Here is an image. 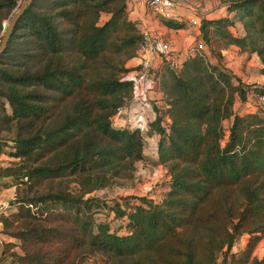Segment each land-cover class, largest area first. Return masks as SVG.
Segmentation results:
<instances>
[{
    "label": "trees",
    "instance_id": "1",
    "mask_svg": "<svg viewBox=\"0 0 264 264\" xmlns=\"http://www.w3.org/2000/svg\"><path fill=\"white\" fill-rule=\"evenodd\" d=\"M223 2L225 15L200 19L207 49L221 36L264 65V0ZM17 6L0 0V30ZM102 12L109 15L100 22ZM141 40L126 0H29L17 18L0 53V97L9 106L0 121L13 126L8 154L17 161L0 176L24 177L27 192L15 188V211L0 214V231L20 249L0 264H264V255L251 256L264 235V108L232 109L264 85L244 86L203 53L157 71L158 103L144 130L157 135L151 161L164 166L166 189L108 205L89 195L144 157L140 128L113 125L131 97L121 75L137 68L124 60ZM4 144L0 136V152ZM92 206L106 208L105 218L94 219ZM242 233L246 245L231 251Z\"/></svg>",
    "mask_w": 264,
    "mask_h": 264
},
{
    "label": "rangeland",
    "instance_id": "2",
    "mask_svg": "<svg viewBox=\"0 0 264 264\" xmlns=\"http://www.w3.org/2000/svg\"><path fill=\"white\" fill-rule=\"evenodd\" d=\"M16 1L17 4L19 5L22 0H16ZM15 10L16 7L15 9L13 8L10 11V13H8V15H6L1 20L0 36L7 24L10 14L13 13ZM228 14L230 17H232L234 13L231 12ZM108 15H109L108 13L102 12L99 17L100 22L105 20L108 17ZM239 29L240 26H238V23L235 26L231 27L232 31H236V30L238 31ZM204 44H205V49L204 51H202V53L206 56L208 62L217 61L220 65L229 69V71L232 72L234 76L240 78L244 86L247 85L250 86L252 84L264 85V71L262 70L264 68V65L256 55L254 54L249 55L247 52L239 51L233 45H225L224 38L217 35H214L210 40V46L212 48V52H209V50L207 49L209 45L206 43ZM175 50L176 51L178 50V52L181 51L180 48L179 49L175 48ZM153 57H155L157 61L158 54L154 53ZM127 59L124 60V64L127 61ZM128 61L130 63L134 62L132 60H128ZM150 65L149 67L153 71H155L158 68L157 65H155L154 63H150ZM166 78H167V74H166ZM231 81L234 84L236 83V80L234 78H232ZM250 92L251 89H248L246 91V99L244 101L238 100L237 97L234 99V102L232 104L233 111H242L245 109L255 108L257 106V105L255 106V104L251 99H249L250 101L247 100V98H249L248 96ZM156 95H157L156 90L150 91L149 98H147L145 101L146 103H144L146 104L145 106H148L147 108H145L144 105L142 106V104L138 105L139 110L143 113L145 119L148 120L150 119L149 108L152 105V103L155 102L156 99L153 97ZM0 104H3V106L0 105V114L4 112L9 113V106L4 98L0 97ZM262 108L264 107L262 106ZM135 110L137 109L133 108L129 110V113L127 112L117 113L115 115L116 120L113 121V125L130 126L127 123V120H131L134 117V113L136 112ZM260 112L264 115V109L263 111L261 110ZM120 117H122V119H120ZM227 124H228V118L222 121V126L224 128L227 126ZM5 126H7V124L4 123L3 121H0V129L3 128L5 129ZM140 130L143 139L144 157L134 163L135 164L134 169L129 174H127V176H121V177L111 176L104 186L94 189L91 193H89V195L97 197L99 201L104 200L107 203V205L112 204L113 200H118L120 197L128 196V195L134 196V195L147 194L150 197L157 198V195L154 194L155 191L157 192L161 187V181L163 180L164 177L163 176L164 166L159 163H154L153 161H151L154 160L156 156L154 147H155V137L157 135L156 133H153L149 130L147 131L144 129H140ZM13 133H14L13 126H11L10 130L5 129L0 131V136L5 139L4 151L1 152L4 154V156L0 158V172L5 166H11L12 168L13 166H15L14 164L17 161V157L8 154V152L12 150L11 139ZM24 179H25L24 177L19 179L16 178L15 176H9L8 178L4 179L2 178V176H0V188L6 186L9 183L13 187V195L11 198L14 197L15 188H16V192L20 196L21 194L27 192L25 184L21 181ZM42 184L43 183L39 184L37 188L38 189L41 188ZM11 198L6 199L5 201L8 204L4 208V212L6 214H10L11 212H14L16 208L15 205L10 202ZM120 201H122V199ZM90 210L93 212L92 216L96 220L104 219L105 218L104 214L107 213L106 208L97 207V206H92ZM116 222L118 221L113 220L110 223H112V226H114ZM248 238H249L248 233L240 234L234 240L231 246V251L238 252L239 250L244 248ZM0 242L2 243L3 246V253L0 256V263L9 260V258L12 259V255H8V252H11L13 250L20 251L18 247V241L2 231H0ZM10 242L12 244L9 245ZM263 255H264V235L261 234L251 249V256H256L258 258H261ZM82 264H93V260L91 258H87Z\"/></svg>",
    "mask_w": 264,
    "mask_h": 264
},
{
    "label": "built area",
    "instance_id": "3",
    "mask_svg": "<svg viewBox=\"0 0 264 264\" xmlns=\"http://www.w3.org/2000/svg\"><path fill=\"white\" fill-rule=\"evenodd\" d=\"M143 3L145 13L147 15H153L164 19H174L177 0H140ZM189 24L196 27L193 33V38L190 43L184 46L180 52L176 51L173 44L166 39L160 38L155 34L147 33L139 26L142 34V40L137 49L135 57L139 60L133 66H137L136 69L128 70L121 75V79L131 81V97L127 105L119 107L115 114L119 112L129 113L130 109H137L134 113V117L131 120H127V123L132 126H137L140 129H144L147 125L143 113L139 110L138 105L146 103V99L149 98V93L152 90H156L158 93V68L153 71L150 69V58L147 59L142 55L146 52L158 54L161 64H166L172 68H177L182 58H187L194 54L202 53L205 49V44L199 36V19L196 16L189 18ZM161 65V66H162ZM151 66V65H150ZM248 101L251 99L255 105H261L264 107V93L251 90L249 93ZM7 202L0 200V214L4 212V208L7 206ZM1 229V221H0ZM7 264V263H6Z\"/></svg>",
    "mask_w": 264,
    "mask_h": 264
},
{
    "label": "crops",
    "instance_id": "4",
    "mask_svg": "<svg viewBox=\"0 0 264 264\" xmlns=\"http://www.w3.org/2000/svg\"><path fill=\"white\" fill-rule=\"evenodd\" d=\"M225 14V4L222 0H177L175 18L171 20L181 21L182 25L180 27H169L165 23H163L160 17L147 15L145 13L143 3L140 0H126V15L129 19L137 20L138 26H141L143 30L147 31V33H150V35L155 34L160 38L169 40L173 44L174 48L178 49H183L184 46H186L192 41L193 33L196 27H193L189 24V18L196 16L198 17L200 23L201 18L212 19L219 16H223ZM142 56L146 57L147 59L150 58V63H154L155 65H157L158 70L161 69V62L158 60V57L156 61V58L153 57L151 52H146ZM128 60H132L134 62L130 63ZM138 60V57L132 56L127 59L124 66L128 67L134 65L136 62H138ZM158 63L161 65H159ZM156 93L157 95L153 98H155V102L158 103L159 94L157 91ZM143 105L145 108L148 107L145 106L146 104H142V106ZM149 109V115L151 118L154 115V111L152 109V106H150ZM115 115L116 114H114L113 121L116 120ZM120 119H122V117H120ZM3 156L4 154L0 152V158H2ZM163 176L164 177L161 181V187L157 192L155 191L154 195L158 196L163 190L166 189V185L165 183L163 184V182L166 180L167 177L165 175ZM12 195L13 187L11 185H7L0 188V200L6 201V199L11 198Z\"/></svg>",
    "mask_w": 264,
    "mask_h": 264
},
{
    "label": "water",
    "instance_id": "5",
    "mask_svg": "<svg viewBox=\"0 0 264 264\" xmlns=\"http://www.w3.org/2000/svg\"><path fill=\"white\" fill-rule=\"evenodd\" d=\"M28 1L29 0H22L20 2V4L17 6L16 10L9 17L7 24H6L2 34L0 36V53L6 44V41L8 39L10 32H11V29L13 28L17 18L21 15V13H22L24 7L27 5ZM2 253H3V246L0 242V256Z\"/></svg>",
    "mask_w": 264,
    "mask_h": 264
}]
</instances>
